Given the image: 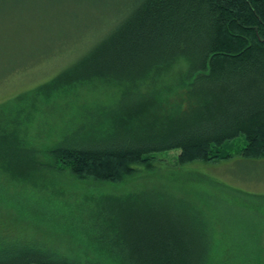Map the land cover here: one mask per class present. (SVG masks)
Here are the masks:
<instances>
[{
    "label": "trees",
    "instance_id": "trees-1",
    "mask_svg": "<svg viewBox=\"0 0 264 264\" xmlns=\"http://www.w3.org/2000/svg\"><path fill=\"white\" fill-rule=\"evenodd\" d=\"M109 17L83 57L19 98L116 100L36 153L9 145L16 134L0 108V177L12 188L44 172L118 185L173 152L181 166L264 159V0H119ZM126 214L120 229L111 217L115 226L99 237L74 235L83 245L69 252L0 224V264H231L177 215Z\"/></svg>",
    "mask_w": 264,
    "mask_h": 264
},
{
    "label": "rangeland",
    "instance_id": "rangeland-1",
    "mask_svg": "<svg viewBox=\"0 0 264 264\" xmlns=\"http://www.w3.org/2000/svg\"><path fill=\"white\" fill-rule=\"evenodd\" d=\"M118 4L119 0H0V108L7 105V131L16 134L10 146L29 153L52 147L73 124L119 97L85 92L60 94L50 101L19 98L83 57ZM243 140L240 137L238 143ZM177 155H159L154 168L142 167L118 185L79 183L67 174L44 172L33 177L38 188H12L6 176L0 177V224L14 225L25 237L69 252L83 245L74 235L99 237L115 226L109 223L111 217L120 229L123 213L138 216L165 210L184 219L192 235L211 238L218 258L231 264L264 263V159L236 156L181 166ZM0 169L3 173L2 164ZM59 190L63 192L57 194ZM25 206L33 212L31 217L22 211Z\"/></svg>",
    "mask_w": 264,
    "mask_h": 264
}]
</instances>
